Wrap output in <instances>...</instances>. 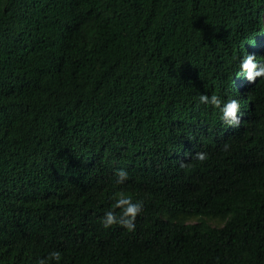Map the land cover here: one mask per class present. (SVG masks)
<instances>
[{"label":"trees","instance_id":"trees-1","mask_svg":"<svg viewBox=\"0 0 264 264\" xmlns=\"http://www.w3.org/2000/svg\"><path fill=\"white\" fill-rule=\"evenodd\" d=\"M263 15L264 0H0V264H264V80L232 60L264 56ZM213 91L240 99L238 126L195 106ZM117 189L144 202L132 232L101 223Z\"/></svg>","mask_w":264,"mask_h":264},{"label":"clouds","instance_id":"clouds-1","mask_svg":"<svg viewBox=\"0 0 264 264\" xmlns=\"http://www.w3.org/2000/svg\"><path fill=\"white\" fill-rule=\"evenodd\" d=\"M233 70L235 75L241 74L250 83L255 81L257 77L264 80V56H257L254 53H248L245 49L237 56L232 57ZM200 105L212 107L217 110L219 120L228 126H238L241 122L243 112L240 99L234 95L225 93L219 94L216 91L212 93L200 92L195 98V106ZM225 149L228 144H224ZM195 159L200 162L207 161L209 154L206 151H197L194 153ZM181 168L191 167L186 165L184 161L180 162ZM129 172L125 168L114 169L115 185L124 184L129 179ZM111 203L103 212L101 223L105 228L113 225L120 226L122 229L132 232L136 228V218L141 213L144 202L142 199L136 198L133 193L125 189H117L109 196ZM63 254L58 249L48 251L44 257H36L34 264H61Z\"/></svg>","mask_w":264,"mask_h":264},{"label":"bare ground","instance_id":"bare-ground-1","mask_svg":"<svg viewBox=\"0 0 264 264\" xmlns=\"http://www.w3.org/2000/svg\"><path fill=\"white\" fill-rule=\"evenodd\" d=\"M254 37V36H253ZM255 38V37H254ZM249 41V40H248ZM250 43V42H249ZM131 127V126H130ZM143 128V127H142ZM243 133V132H242ZM138 140V139H137ZM194 158V157H193ZM178 166V165H177ZM191 168V167H190ZM179 173V172H178ZM116 186V185H115ZM155 189V188H154ZM152 192V191H151ZM140 193V192H139ZM154 193V192H153ZM138 196V195H137ZM136 196V197H137ZM139 197V196H138Z\"/></svg>","mask_w":264,"mask_h":264},{"label":"rangeland","instance_id":"rangeland-1","mask_svg":"<svg viewBox=\"0 0 264 264\" xmlns=\"http://www.w3.org/2000/svg\"><path fill=\"white\" fill-rule=\"evenodd\" d=\"M263 24H264V15H263ZM211 224V223H210ZM211 225H216L215 223H212Z\"/></svg>","mask_w":264,"mask_h":264}]
</instances>
